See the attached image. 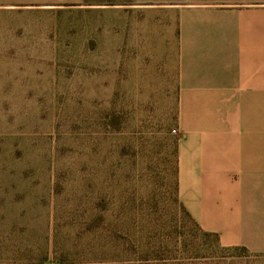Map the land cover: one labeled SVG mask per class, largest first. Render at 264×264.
Here are the masks:
<instances>
[{
	"label": "rangeland",
	"instance_id": "374dc122",
	"mask_svg": "<svg viewBox=\"0 0 264 264\" xmlns=\"http://www.w3.org/2000/svg\"><path fill=\"white\" fill-rule=\"evenodd\" d=\"M131 1L0 6V264H264L180 205L177 89L124 48Z\"/></svg>",
	"mask_w": 264,
	"mask_h": 264
},
{
	"label": "crops",
	"instance_id": "0c3cea01",
	"mask_svg": "<svg viewBox=\"0 0 264 264\" xmlns=\"http://www.w3.org/2000/svg\"><path fill=\"white\" fill-rule=\"evenodd\" d=\"M83 2L0 0V6L49 11ZM129 6L138 15L124 22V48L137 47L175 81L180 205L221 246L264 255V0Z\"/></svg>",
	"mask_w": 264,
	"mask_h": 264
},
{
	"label": "built area",
	"instance_id": "2783aa9c",
	"mask_svg": "<svg viewBox=\"0 0 264 264\" xmlns=\"http://www.w3.org/2000/svg\"><path fill=\"white\" fill-rule=\"evenodd\" d=\"M172 132H173V133H177L176 129H172Z\"/></svg>",
	"mask_w": 264,
	"mask_h": 264
},
{
	"label": "trees",
	"instance_id": "16d2710c",
	"mask_svg": "<svg viewBox=\"0 0 264 264\" xmlns=\"http://www.w3.org/2000/svg\"><path fill=\"white\" fill-rule=\"evenodd\" d=\"M183 208V207H182ZM184 209V208H183ZM186 212V211H185ZM188 214V213H187ZM189 215V214H188ZM191 218V217H190ZM192 219V218H191Z\"/></svg>",
	"mask_w": 264,
	"mask_h": 264
}]
</instances>
